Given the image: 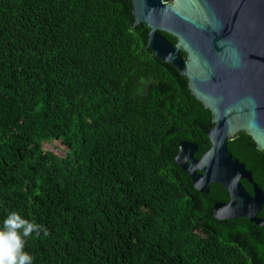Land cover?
<instances>
[{
	"label": "trees",
	"instance_id": "16d2710c",
	"mask_svg": "<svg viewBox=\"0 0 264 264\" xmlns=\"http://www.w3.org/2000/svg\"><path fill=\"white\" fill-rule=\"evenodd\" d=\"M135 22L132 0H0V227L48 229L33 264H264V226L216 219L229 193L177 163L212 148L213 113ZM228 146L264 192V150Z\"/></svg>",
	"mask_w": 264,
	"mask_h": 264
},
{
	"label": "water",
	"instance_id": "95a60500",
	"mask_svg": "<svg viewBox=\"0 0 264 264\" xmlns=\"http://www.w3.org/2000/svg\"><path fill=\"white\" fill-rule=\"evenodd\" d=\"M132 1L134 26L150 28L153 53L177 68L213 113L212 148L197 158L198 144L182 142L177 163L201 193L212 184L229 193V202L215 205L216 219L264 226V192L228 150L242 131L264 150V0Z\"/></svg>",
	"mask_w": 264,
	"mask_h": 264
},
{
	"label": "clouds",
	"instance_id": "9594fccd",
	"mask_svg": "<svg viewBox=\"0 0 264 264\" xmlns=\"http://www.w3.org/2000/svg\"><path fill=\"white\" fill-rule=\"evenodd\" d=\"M41 231L49 235L43 225L23 218L18 212H10L0 227V264H33V257L25 251L26 241L33 233L39 237Z\"/></svg>",
	"mask_w": 264,
	"mask_h": 264
},
{
	"label": "rangeland",
	"instance_id": "374dc122",
	"mask_svg": "<svg viewBox=\"0 0 264 264\" xmlns=\"http://www.w3.org/2000/svg\"><path fill=\"white\" fill-rule=\"evenodd\" d=\"M49 147H52V145H51V146H49ZM197 231H199V230H197Z\"/></svg>",
	"mask_w": 264,
	"mask_h": 264
}]
</instances>
